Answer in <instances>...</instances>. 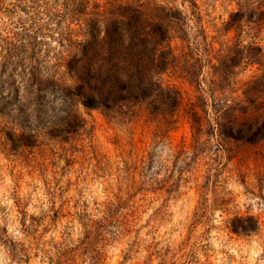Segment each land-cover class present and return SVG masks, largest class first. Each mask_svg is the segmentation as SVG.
I'll use <instances>...</instances> for the list:
<instances>
[{"label": "rangeland", "instance_id": "374dc122", "mask_svg": "<svg viewBox=\"0 0 264 264\" xmlns=\"http://www.w3.org/2000/svg\"><path fill=\"white\" fill-rule=\"evenodd\" d=\"M121 1L0 0V264H264V139L222 137L214 113L264 74V21L228 26L240 0H157L187 22L162 74L180 104L68 115L45 79L86 5Z\"/></svg>", "mask_w": 264, "mask_h": 264}, {"label": "trees", "instance_id": "16d2710c", "mask_svg": "<svg viewBox=\"0 0 264 264\" xmlns=\"http://www.w3.org/2000/svg\"><path fill=\"white\" fill-rule=\"evenodd\" d=\"M115 3L116 12L86 5L80 14L83 38L57 58V66L64 70L59 76L49 74L46 87L59 91L68 115L74 112L76 116L75 104L126 118L142 107L151 115L169 112L180 104V95L164 85L162 74L174 59L170 45L173 26L187 22L181 11L157 0ZM149 5L162 12L150 16L145 11ZM238 5L228 26H238L243 20L264 21V0H240ZM221 102L214 113L222 137L264 139V74L247 83L241 101L229 103L223 98Z\"/></svg>", "mask_w": 264, "mask_h": 264}]
</instances>
